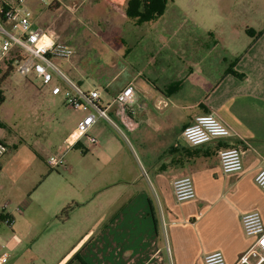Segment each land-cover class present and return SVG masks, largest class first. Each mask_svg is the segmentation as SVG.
Instances as JSON below:
<instances>
[{
    "label": "crops",
    "instance_id": "obj_1",
    "mask_svg": "<svg viewBox=\"0 0 264 264\" xmlns=\"http://www.w3.org/2000/svg\"><path fill=\"white\" fill-rule=\"evenodd\" d=\"M64 1L72 13L58 3L25 4L37 19L46 14L45 27L76 48L61 64L82 88L99 91L112 116L114 98L133 84L137 126L98 118L88 131L98 143L82 137L72 165L58 168L73 172L78 185L45 188L50 199L39 208L21 198L9 216L16 224L25 219L22 230L32 239L64 241L48 264H205L215 250L228 264H247L239 259L254 238L244 233L241 216L259 210L264 220V191L255 181L264 165V6L168 0L163 14L142 21L129 10L140 3L137 13L144 11L143 0ZM205 113L247 140L189 144L183 129ZM65 136L53 149L37 150L45 164ZM233 145L244 168L229 174L219 150ZM185 175L193 177L196 197L179 202L172 182ZM71 203L66 218L61 212ZM258 258L251 253L249 261Z\"/></svg>",
    "mask_w": 264,
    "mask_h": 264
},
{
    "label": "built area",
    "instance_id": "obj_2",
    "mask_svg": "<svg viewBox=\"0 0 264 264\" xmlns=\"http://www.w3.org/2000/svg\"><path fill=\"white\" fill-rule=\"evenodd\" d=\"M26 0H0V69L12 52H19L20 59L16 61L15 70L27 78L38 80L42 87L49 88L50 93L58 95L63 93L69 107H73L86 114L77 125L65 136L63 142L48 155L47 165L51 169L65 167L67 153L73 149L82 137L88 136L92 143L98 139L89 136V129L98 118H103L118 126L117 120L125 127L134 129L137 122L133 117L136 111L135 89L133 84L126 85L114 98L116 110L112 116L106 108L99 104L100 94L96 89L86 90L69 78L58 65L60 60H70L76 53V48L67 41L57 39L52 28L41 27L34 18ZM52 0H39L43 8L51 5ZM58 80L61 81L63 87ZM182 134L191 145H200L216 138L237 136L241 140L246 137L233 130L213 113L198 115L194 122L185 126ZM7 151V145L0 139V160ZM220 165L225 173H240L243 171L242 151L233 145L219 150ZM255 181L264 191V165L255 175ZM174 195L177 201L183 202L196 197L194 179L191 175L175 178L172 182ZM22 212V209H18ZM3 223L12 228L15 219L7 216ZM243 231L247 236L254 238L249 250L241 255V263L251 264V253L258 254V261L254 264L264 263V220L259 210L245 212L241 216ZM21 242V238L12 229L0 236V264H7L10 252ZM205 264H228L221 250L208 252L204 256Z\"/></svg>",
    "mask_w": 264,
    "mask_h": 264
},
{
    "label": "rangeland",
    "instance_id": "obj_3",
    "mask_svg": "<svg viewBox=\"0 0 264 264\" xmlns=\"http://www.w3.org/2000/svg\"><path fill=\"white\" fill-rule=\"evenodd\" d=\"M231 1L238 0H227L228 6ZM248 1L255 7L264 6V0ZM244 2L246 1L242 0L240 3L244 6ZM57 3L71 12L70 4L64 0H52L49 8ZM34 18L39 25L45 26L48 16L45 14L39 19L36 16ZM88 23L95 27L90 21ZM61 63V60L58 61L62 71L71 78ZM1 68L5 70L4 66ZM58 83L65 87L61 81L58 80ZM2 87L0 139L7 145L8 154L4 165L0 166V233L4 235L12 229L22 238L19 247L10 252L8 264H48L63 248V240L30 238V234L26 235L22 230V227L26 226V220L22 219L16 224V215L12 228L7 227L2 220L18 207L21 198L34 199V205L39 208V205H44L45 201L50 199L45 188L78 185L73 172L51 169L36 152L42 149L43 145L53 149L55 143L77 125L83 112L69 107L63 93L47 95L49 88L42 87L38 80L22 76L16 70L3 80ZM71 150L66 158L67 165H72V156L79 148ZM23 210L25 211V208ZM36 215L40 221L39 212L35 211L34 216ZM38 227H45V224H38Z\"/></svg>",
    "mask_w": 264,
    "mask_h": 264
},
{
    "label": "trees",
    "instance_id": "obj_4",
    "mask_svg": "<svg viewBox=\"0 0 264 264\" xmlns=\"http://www.w3.org/2000/svg\"><path fill=\"white\" fill-rule=\"evenodd\" d=\"M9 2H13L15 0H8ZM145 5H144V11L137 13V8L141 5L140 3L137 4H131V8L129 12L135 13L136 16H140L142 21L148 20L153 17L160 16L161 14L164 13L166 7H167V2L168 0H143ZM150 1V2H149ZM147 2V4H146ZM149 2V3H148ZM133 10V11H132ZM20 53L15 51L12 52L11 55L8 57L6 60V64L4 65V71L3 68H1V71L4 72L2 79L0 80V86L3 80L12 72L15 70L16 67V61L20 59ZM3 100V91L2 88H0V103ZM73 209V205L68 204L61 212L62 215H64L66 218H68L70 211Z\"/></svg>",
    "mask_w": 264,
    "mask_h": 264
},
{
    "label": "bare ground",
    "instance_id": "obj_5",
    "mask_svg": "<svg viewBox=\"0 0 264 264\" xmlns=\"http://www.w3.org/2000/svg\"><path fill=\"white\" fill-rule=\"evenodd\" d=\"M41 27H45V26H42V25H40Z\"/></svg>",
    "mask_w": 264,
    "mask_h": 264
}]
</instances>
